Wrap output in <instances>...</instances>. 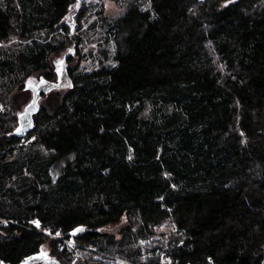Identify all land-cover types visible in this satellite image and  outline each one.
I'll list each match as a JSON object with an SVG mask.
<instances>
[{"label": "trees", "instance_id": "obj_1", "mask_svg": "<svg viewBox=\"0 0 264 264\" xmlns=\"http://www.w3.org/2000/svg\"><path fill=\"white\" fill-rule=\"evenodd\" d=\"M2 221L0 264H264V0H0Z\"/></svg>", "mask_w": 264, "mask_h": 264}, {"label": "water", "instance_id": "obj_2", "mask_svg": "<svg viewBox=\"0 0 264 264\" xmlns=\"http://www.w3.org/2000/svg\"><path fill=\"white\" fill-rule=\"evenodd\" d=\"M71 50L62 59L58 60L55 64L57 80L49 81L44 78L37 80H27L25 83V90L31 92V99L18 114V124L12 135L23 138L34 128V116L40 110V100L42 94H48L53 90H62L72 87L71 78L68 74V59L71 56ZM55 176V175H54ZM82 232L83 228H77L69 235L77 238ZM45 259L44 252H40L37 255L21 262L20 264H41Z\"/></svg>", "mask_w": 264, "mask_h": 264}, {"label": "built area", "instance_id": "obj_3", "mask_svg": "<svg viewBox=\"0 0 264 264\" xmlns=\"http://www.w3.org/2000/svg\"><path fill=\"white\" fill-rule=\"evenodd\" d=\"M0 223H4V221ZM45 234L53 238L57 242L59 249L72 256L74 260L76 261L83 260L84 258L83 250L80 248L79 244L76 242L74 238H64L60 234V232L52 234L50 231L48 232L46 231ZM96 258L100 259L105 264H133L125 259L116 256H111L102 252L97 253ZM170 263L171 261L169 258H162V260L160 261V264H170Z\"/></svg>", "mask_w": 264, "mask_h": 264}, {"label": "rangeland", "instance_id": "obj_4", "mask_svg": "<svg viewBox=\"0 0 264 264\" xmlns=\"http://www.w3.org/2000/svg\"><path fill=\"white\" fill-rule=\"evenodd\" d=\"M107 2V7H109V11L111 12L113 9H114V5L110 2V1H106ZM27 97V96H26ZM28 101L31 99L30 97H27ZM26 105H23L22 109L25 107ZM56 170V169H55ZM56 172V171H55ZM120 230V226H113V227H110L108 229L109 232H114V233H117L118 231ZM57 243V242H56ZM166 246V242H163L162 240H152L150 241L149 243H146L143 245V248L145 251H152V250H156L157 248L159 249H162ZM57 247L59 248L58 244H57ZM61 251V250H60ZM48 252H51L50 251V248L47 246L44 250V254L46 257H48L50 260H52L51 257H49V253ZM151 260H155L156 262H158L156 259L155 256H150Z\"/></svg>", "mask_w": 264, "mask_h": 264}, {"label": "flooded vegetation", "instance_id": "obj_5", "mask_svg": "<svg viewBox=\"0 0 264 264\" xmlns=\"http://www.w3.org/2000/svg\"><path fill=\"white\" fill-rule=\"evenodd\" d=\"M41 264H53L52 260H50L48 257L45 256V259Z\"/></svg>", "mask_w": 264, "mask_h": 264}]
</instances>
